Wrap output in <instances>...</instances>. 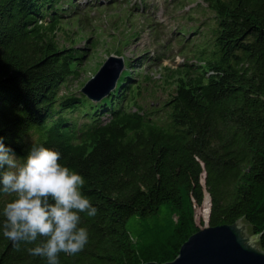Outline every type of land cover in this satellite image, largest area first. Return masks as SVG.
I'll return each mask as SVG.
<instances>
[{"label": "trees", "instance_id": "1", "mask_svg": "<svg viewBox=\"0 0 264 264\" xmlns=\"http://www.w3.org/2000/svg\"><path fill=\"white\" fill-rule=\"evenodd\" d=\"M72 2L0 0L2 143L20 159L33 145L59 152L98 209L80 214L88 243L59 264L173 262L205 225L196 222L205 202L210 227L243 219L264 249V0H206L213 24L181 28L172 43L188 46L185 61L165 77L176 89L151 109L140 102L154 82L140 66L149 57L125 58L100 102L63 93L86 56L57 38ZM14 198L0 192V210ZM31 247L0 233V264H47Z\"/></svg>", "mask_w": 264, "mask_h": 264}, {"label": "rangeland", "instance_id": "2", "mask_svg": "<svg viewBox=\"0 0 264 264\" xmlns=\"http://www.w3.org/2000/svg\"><path fill=\"white\" fill-rule=\"evenodd\" d=\"M72 4L76 5L77 12L61 19L57 38L60 45L68 48L77 44L86 56L82 65L73 66L80 74L69 82L63 93L82 92L112 57L134 62L149 57L148 64L145 65L147 61L140 64L147 69L144 75L149 73L154 80L143 89L144 98L140 100L149 109L163 106L176 89L167 86L165 77L170 69H178L185 61L182 52L188 46L172 43L181 36V28L199 27L201 31L213 24L214 18L206 0H73ZM190 37L194 40L201 36ZM93 43L95 47L91 46ZM137 78L142 79L143 75ZM207 211L210 214V204L207 207L206 202L202 208H196L199 226L202 221L207 225Z\"/></svg>", "mask_w": 264, "mask_h": 264}, {"label": "clouds", "instance_id": "3", "mask_svg": "<svg viewBox=\"0 0 264 264\" xmlns=\"http://www.w3.org/2000/svg\"><path fill=\"white\" fill-rule=\"evenodd\" d=\"M61 154L33 145L20 159L0 138V192L14 194L0 215V233L16 250L21 244L32 256L59 264V254L74 255L88 243L81 213L95 217L98 209L82 194L84 178L59 163ZM42 238V239H41Z\"/></svg>", "mask_w": 264, "mask_h": 264}, {"label": "water", "instance_id": "4", "mask_svg": "<svg viewBox=\"0 0 264 264\" xmlns=\"http://www.w3.org/2000/svg\"><path fill=\"white\" fill-rule=\"evenodd\" d=\"M125 67L124 58L112 57L82 93L94 102L110 97ZM166 264H264V249L260 235L243 219L218 227L207 223L182 246L178 257Z\"/></svg>", "mask_w": 264, "mask_h": 264}]
</instances>
